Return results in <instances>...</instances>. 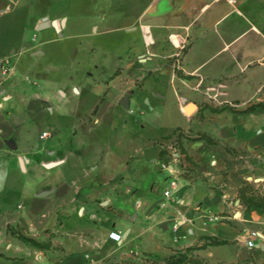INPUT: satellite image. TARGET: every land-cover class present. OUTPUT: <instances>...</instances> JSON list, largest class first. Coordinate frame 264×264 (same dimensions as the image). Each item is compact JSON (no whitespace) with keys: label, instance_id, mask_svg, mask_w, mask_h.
Wrapping results in <instances>:
<instances>
[{"label":"crops","instance_id":"1","mask_svg":"<svg viewBox=\"0 0 264 264\" xmlns=\"http://www.w3.org/2000/svg\"><path fill=\"white\" fill-rule=\"evenodd\" d=\"M262 8L264 0H146L137 25L123 28L139 34L140 46L124 40L127 51L107 57L89 44L79 48L72 88L25 82L16 68L0 71V264H105L143 252L169 255V246H199L204 236L229 243L201 251L232 246L237 255L244 230L264 215L239 203V189L254 185L229 183L228 164L244 157L232 170L239 177L264 174V108L239 112L264 104V37L256 34L258 23L264 33ZM228 15L235 18L219 28ZM237 20L253 31L234 33ZM66 28L67 20L62 36ZM174 33L188 34L176 72ZM172 71L185 82H177L180 93L172 87L174 115L164 110L169 88L160 77L171 82ZM72 90L79 99L60 97ZM125 95L128 110L119 104ZM179 130L183 153H171V172L163 171L160 140ZM43 131L51 134L44 141ZM201 134L210 142L193 140ZM171 178L175 197L150 210ZM235 196L237 217L227 215ZM211 215L217 219L208 221Z\"/></svg>","mask_w":264,"mask_h":264},{"label":"rangeland","instance_id":"2","mask_svg":"<svg viewBox=\"0 0 264 264\" xmlns=\"http://www.w3.org/2000/svg\"><path fill=\"white\" fill-rule=\"evenodd\" d=\"M146 0H0V71L3 70L2 62L7 58L10 59L11 67L9 69H17L21 74L19 79L25 77V82L38 84V79L58 81V86H66L72 88V76L69 71L72 70V60L74 55L78 56V50L87 48L89 44V51L100 52L107 57L110 54H117L124 50L123 41L130 40L134 46H140L139 34L131 32L126 35L123 31L126 25H137L139 21V14ZM261 13L264 14V8ZM47 21L57 20L63 18L67 20V28L64 29L65 36L58 37L52 27L37 29V26L42 19ZM234 16L229 15L223 18V23L219 22V28L227 24ZM258 23V22H257ZM216 25V26H217ZM234 33L243 32L247 30L250 24H245L240 21L233 23ZM256 34L261 39L264 37L263 27L260 23L256 24ZM93 27L97 29V33L93 31ZM63 30V29H62ZM229 30V29H228ZM253 31L248 29L244 35ZM63 31H61L62 33ZM229 33V31H227ZM187 35L181 36L178 33L170 34L168 40L175 48V53L182 46L187 44L185 41ZM262 36V37H261ZM48 39L44 43L39 40ZM10 47V48H9ZM92 47V48H91ZM80 48V49H79ZM173 54V55H174ZM175 56L173 61H175ZM226 59V64L228 63ZM8 71V72H9ZM182 71V69H181ZM6 72V73H8ZM14 76V75H13ZM16 76V75H15ZM19 76V75H18ZM164 81L165 86L169 89L168 94L164 99L165 112L174 115L175 103L177 101V93H180L177 82L185 83L179 80L175 73H171V82L168 81V76H160ZM18 79V77H17ZM0 82H3L0 76ZM172 87L175 89V95L172 92ZM59 88V87H57ZM56 90V89H55ZM60 95V94H59ZM1 96V94H0ZM62 99L77 100L79 96L72 90V93L67 94V97L60 95ZM83 99V98H82ZM185 106V111L189 107ZM139 112L133 114V118H137ZM162 150H164L163 157L165 160L172 162L171 153H179V148L175 143V139L171 136L160 140ZM247 159L238 158L228 162L231 170V179L229 183L238 188L240 184L249 182L254 185L255 192L263 190L264 174L257 173L259 170H246L239 177L233 169H238L242 163ZM255 167L262 165L259 159H256ZM250 177L246 180L245 177ZM243 178V179H242ZM254 178L257 180L255 181ZM229 181V180H227ZM244 186V185H243ZM237 197L231 200V210L227 215L238 212L242 209L239 203L235 204ZM226 214V213H225ZM232 219L229 220L231 222ZM249 230H244L245 238L248 239L250 232L258 233L255 243L258 245L255 248H249L246 244L239 250L237 255L232 254V246L222 248H214L212 251H201L206 249H193L188 253L192 255L202 264H264V215L250 223ZM201 245L207 244L206 239L200 238ZM229 243V242H228ZM245 243V242H244ZM225 245V244H224ZM224 245H215L212 247H219ZM193 245L190 247H196ZM200 246V245H199ZM169 255L147 253L143 252L137 254L136 257H127L118 259L117 261H110L105 264H158L164 258L179 252H185L187 247H171Z\"/></svg>","mask_w":264,"mask_h":264},{"label":"trees","instance_id":"3","mask_svg":"<svg viewBox=\"0 0 264 264\" xmlns=\"http://www.w3.org/2000/svg\"><path fill=\"white\" fill-rule=\"evenodd\" d=\"M257 106H263V108H264V104L259 103V104L251 105L250 107L246 108L244 111H239V112L240 113H247V112L253 111ZM181 135H182V133L179 130L176 134L175 143L177 144V147L179 148V152L183 153L182 148H181V144H180ZM193 140H205L206 142H210L209 137L206 135H203V134L194 137ZM160 155L161 156L164 155V150L161 151ZM238 198L240 201L239 203L241 205H243L246 209L257 208V209H261L264 211V188L261 192H255L253 190V187L250 184H245L244 186H242L239 189ZM17 237L19 240H21L25 243H28L30 245H33L35 247H38V248H44V247L48 246V244H40V243L35 242L34 240L27 238L21 234H17ZM202 238L206 239L208 241V243L202 244L200 246H196L195 248L194 247H187L185 249V252L174 253V254L164 258L163 261L158 263V264H202L199 260H197L192 255H188L187 252H189L193 249H203V248H205V246H208V245L215 246V245H224V244L228 243V241L221 240V239H218L216 237L204 236ZM0 256H2V254H0Z\"/></svg>","mask_w":264,"mask_h":264},{"label":"built area","instance_id":"4","mask_svg":"<svg viewBox=\"0 0 264 264\" xmlns=\"http://www.w3.org/2000/svg\"><path fill=\"white\" fill-rule=\"evenodd\" d=\"M186 44H182V46L179 48V51L177 52V54H175V61H173L172 66H173V70L176 72L177 70H181V66L179 64V58H180V51L185 47ZM11 61L10 59H5L2 62V68H3V72L6 73L9 71L10 67H11ZM51 137V134L49 131H43L40 136L39 139L40 140H47L48 138ZM177 154V153H175ZM160 169L163 171H167V172H171L169 170V161L165 160V158L163 157V162L160 164ZM178 191V183H177V179L176 178H171L166 182V188L163 190L162 193V197L164 200H171L175 197V194ZM208 221H214L217 218L215 216H207ZM174 231H176L177 229V225H174ZM258 237V233L256 232H250L248 234V239L246 240V246L249 248H255L258 245L255 243L256 238ZM110 238L112 240H114L115 242H120L123 240V238L121 237L120 234H114L111 233L110 234Z\"/></svg>","mask_w":264,"mask_h":264},{"label":"water","instance_id":"5","mask_svg":"<svg viewBox=\"0 0 264 264\" xmlns=\"http://www.w3.org/2000/svg\"><path fill=\"white\" fill-rule=\"evenodd\" d=\"M65 22V19H62L60 21L57 20H52V21H47L46 18L42 19V22H40L37 26V29H44V28H48V27H52L54 29V31L56 32L58 37H61V28L63 27ZM74 90H76V88H74ZM119 104L121 105V107L123 109L128 110L129 109V104H128V95H125L123 98H121V100L119 101ZM191 110V108L186 111L189 112ZM4 143L6 144V146L11 149V150H15L16 149V145L14 144V142L12 140H5ZM52 163H48L46 164V166H50ZM164 201L163 198L158 199L156 201H154L151 206H150V210L156 206H158L159 204H161Z\"/></svg>","mask_w":264,"mask_h":264}]
</instances>
